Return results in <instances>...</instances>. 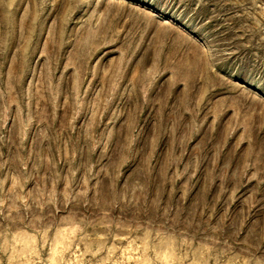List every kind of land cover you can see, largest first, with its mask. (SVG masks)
<instances>
[{
    "label": "rangeland",
    "instance_id": "rangeland-1",
    "mask_svg": "<svg viewBox=\"0 0 264 264\" xmlns=\"http://www.w3.org/2000/svg\"><path fill=\"white\" fill-rule=\"evenodd\" d=\"M0 264H264V0H0Z\"/></svg>",
    "mask_w": 264,
    "mask_h": 264
}]
</instances>
